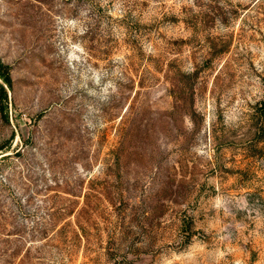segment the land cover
Masks as SVG:
<instances>
[{
	"label": "rangeland",
	"instance_id": "374dc122",
	"mask_svg": "<svg viewBox=\"0 0 264 264\" xmlns=\"http://www.w3.org/2000/svg\"><path fill=\"white\" fill-rule=\"evenodd\" d=\"M0 61V264H264V0H0Z\"/></svg>",
	"mask_w": 264,
	"mask_h": 264
},
{
	"label": "trees",
	"instance_id": "16d2710c",
	"mask_svg": "<svg viewBox=\"0 0 264 264\" xmlns=\"http://www.w3.org/2000/svg\"><path fill=\"white\" fill-rule=\"evenodd\" d=\"M11 87H12V79H11L9 67L0 61V120L4 124H9V116L8 113L6 112L7 101H8L6 88L11 89ZM260 108L257 110L258 112H261ZM12 140L13 138L10 139V142ZM9 149H10V143H6V144L4 143L0 145V152H3L4 150L8 151ZM5 153H1L0 155H3ZM9 157H10L9 155H5L2 156L0 160H6Z\"/></svg>",
	"mask_w": 264,
	"mask_h": 264
}]
</instances>
